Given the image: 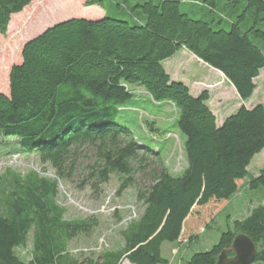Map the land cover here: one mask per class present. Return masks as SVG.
Segmentation results:
<instances>
[{"label": "trees", "instance_id": "trees-1", "mask_svg": "<svg viewBox=\"0 0 264 264\" xmlns=\"http://www.w3.org/2000/svg\"><path fill=\"white\" fill-rule=\"evenodd\" d=\"M31 2L0 0L1 35ZM84 6L97 7L101 16L58 21L32 37L9 70V93L0 91V144L13 146L2 154L35 155L55 172L49 178L7 167L0 174V264H168L160 246L175 241L182 223L193 232L244 182L264 193V170L246 180L251 160L264 150V106L241 105L218 125L208 91L192 95L163 67L184 48L246 101L264 69V0H85ZM165 106L172 123L160 127ZM131 109L151 132L184 136L186 166L177 175L160 146L135 137L126 114ZM82 147L94 159L81 183L99 192L116 176L118 192L133 187L142 209L119 231V247L75 255L69 242L90 237L97 220L65 218L56 196L58 180L75 175ZM29 234V258L22 259L16 249ZM237 234L253 242L254 261L264 263V203L233 219L215 244L194 251L186 264H215L223 250L231 257Z\"/></svg>", "mask_w": 264, "mask_h": 264}, {"label": "rangeland", "instance_id": "rangeland-1", "mask_svg": "<svg viewBox=\"0 0 264 264\" xmlns=\"http://www.w3.org/2000/svg\"><path fill=\"white\" fill-rule=\"evenodd\" d=\"M85 0H32L22 12L13 15L8 24L6 33L0 34V91L8 94V75L12 65L21 62L23 45L41 31L58 21L69 18L96 19L100 14L94 13L92 6H84ZM97 8V7H95ZM88 12V13H87ZM109 15L118 19L131 21L132 17L125 12L110 11ZM163 67L173 81H178L192 89L193 92L207 90L210 95L209 106L214 110L217 119L228 114L236 108V98L229 83L218 72L203 64L186 49H180L172 58L163 62ZM224 91V102L220 101L221 92ZM136 93L145 95L141 89ZM226 98V99H225ZM259 98L264 103V69L257 78V90L251 100ZM227 100V102H225ZM251 102V101H250ZM228 103L232 107L228 109ZM146 107L151 106L148 99L144 102ZM131 106V101L126 103ZM157 119V126L165 127L172 123V110L165 106ZM129 125L135 137L149 147L160 146L165 158V165L171 173H179L186 166L181 141L184 136L175 131L174 134L162 135L156 131L151 132L143 123L145 117L134 109L126 111ZM144 116V115H143ZM162 125V126H161ZM12 145L0 144L3 152H9ZM0 151V174L7 167L21 174L29 170H36L40 175L55 178V172L47 164L39 162L35 155H25L18 151L2 154ZM74 166V173L68 181L58 180L56 201L65 209V218L84 219L94 217L97 227L90 237H77L69 242V251L72 254L99 252L102 249L119 247L122 240L119 231L132 219L136 218L142 207L135 199V190L129 187L119 191V180L111 176L107 183L100 186L99 192H94L88 184H82L88 166L92 163L91 149L82 147L79 150ZM264 170V150L254 156L247 167L248 177L256 176ZM259 203H264V193L261 189L249 190L245 184L233 193L228 201L216 208L205 217L198 228L193 232L185 231L182 223L180 231L173 242H163L160 246L161 256L168 260V264H186V260L194 251L208 250L218 241L219 235L228 227L232 220L243 217L248 209ZM30 238L24 247L16 249L22 258H29ZM121 264H131L122 260ZM251 264H264L252 262Z\"/></svg>", "mask_w": 264, "mask_h": 264}, {"label": "water", "instance_id": "water-1", "mask_svg": "<svg viewBox=\"0 0 264 264\" xmlns=\"http://www.w3.org/2000/svg\"><path fill=\"white\" fill-rule=\"evenodd\" d=\"M232 256L228 257L223 250L217 257L215 264H251L255 259V246L244 234H237L231 243Z\"/></svg>", "mask_w": 264, "mask_h": 264}, {"label": "crops", "instance_id": "crops-1", "mask_svg": "<svg viewBox=\"0 0 264 264\" xmlns=\"http://www.w3.org/2000/svg\"><path fill=\"white\" fill-rule=\"evenodd\" d=\"M92 9H94L93 11H94V13H96V14H102V12L98 9V8H95V7H93ZM88 13V12H87ZM212 69V68H211ZM214 70V69H213ZM216 71V70H215ZM216 72H218V71H216ZM218 75H220L226 82H228L226 79H225V77L220 73V72H218ZM170 76V75H169ZM171 78V77H170ZM171 80H173L172 78H171ZM256 81V89H255V91L253 92V94H252V96L249 98V99H247L246 101H241L239 98H238V96H237V93H236V91H235V89H234V87L229 83V86L231 87V89H232V92H233V95L235 96V98H236V108L235 109H233V110H231L228 114H226V115H221L222 117H220V119L218 120L217 119V116H216V114H215V112H214V110H212V108L209 106V101H210V99H209V101L207 102V104H208V106L210 107V109H211V111L213 112V114L215 115V117H216V121H217V124L218 125H220L222 122H223V120L226 118V117H228L229 115H231L232 113H234L241 105H244L246 108H252V107H254L255 105H257V104H259V103H261L263 106H264V103L259 99V98H256V99H254V100H251L252 99V97L255 95V93H256V90H257V79L255 80ZM189 90H192V89H190L189 88ZM190 93L192 94V95H194V96H196V95H198L199 94V92L197 93H195V92H193V91H190ZM222 93V95L220 96V101H221V103L223 104V102H224V91L223 92H221ZM226 99V98H225ZM251 101V102H250ZM225 102H227V100H225ZM230 107H232V103H228V109L230 108ZM262 152V151H261ZM260 152V153H261Z\"/></svg>", "mask_w": 264, "mask_h": 264}]
</instances>
